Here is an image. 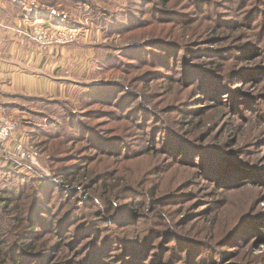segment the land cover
Here are the masks:
<instances>
[{
  "label": "rangeland",
  "instance_id": "obj_1",
  "mask_svg": "<svg viewBox=\"0 0 264 264\" xmlns=\"http://www.w3.org/2000/svg\"><path fill=\"white\" fill-rule=\"evenodd\" d=\"M16 2L45 87L0 98L3 240L49 247L26 264H264V0Z\"/></svg>",
  "mask_w": 264,
  "mask_h": 264
},
{
  "label": "crops",
  "instance_id": "obj_2",
  "mask_svg": "<svg viewBox=\"0 0 264 264\" xmlns=\"http://www.w3.org/2000/svg\"><path fill=\"white\" fill-rule=\"evenodd\" d=\"M16 0H0V98L7 94H21L25 96L40 95L45 84V78L38 67H44L46 62L39 57L33 43L18 33V28H26L33 23L22 17ZM29 18V17H28ZM45 21V22H44ZM43 24L48 20L44 19ZM58 47H50L44 54L47 55L49 64L53 65L54 55L58 54ZM38 69V70H37ZM45 75V74H44ZM42 87L39 91V87ZM53 90V85H48ZM2 100V99H0ZM0 103H3L0 101Z\"/></svg>",
  "mask_w": 264,
  "mask_h": 264
},
{
  "label": "built area",
  "instance_id": "obj_3",
  "mask_svg": "<svg viewBox=\"0 0 264 264\" xmlns=\"http://www.w3.org/2000/svg\"><path fill=\"white\" fill-rule=\"evenodd\" d=\"M26 36L41 45L62 43L73 38V35L69 31H66L65 28L54 30L44 26H35L31 30V32L26 33ZM0 122H2V124L0 125V151H4L7 148V145H5L4 143L8 142L9 136H13V131L16 127V123L10 119L6 120L3 118H0ZM16 147L19 150V154L17 156L23 159H30L33 162L30 152L24 151L20 144H17Z\"/></svg>",
  "mask_w": 264,
  "mask_h": 264
},
{
  "label": "trees",
  "instance_id": "obj_4",
  "mask_svg": "<svg viewBox=\"0 0 264 264\" xmlns=\"http://www.w3.org/2000/svg\"><path fill=\"white\" fill-rule=\"evenodd\" d=\"M7 165L11 169H22L21 167L17 166L16 164L10 161ZM29 170L30 169H28V171ZM9 173H12V171ZM109 194L110 192L108 193V195ZM2 200H3L4 208H8L14 205V199H11L10 197H2ZM55 229H59V226H55ZM31 230L33 231V229ZM8 242H9V239L3 240V237L0 236V264H26L25 258L29 257L30 260L33 257L39 258L41 255L45 253L47 249H49V247L34 248L31 246H28L27 244L19 243L18 241L17 242L10 241L9 243ZM51 259H54V257H51ZM32 260L36 262V259H32ZM59 264H63V262Z\"/></svg>",
  "mask_w": 264,
  "mask_h": 264
}]
</instances>
